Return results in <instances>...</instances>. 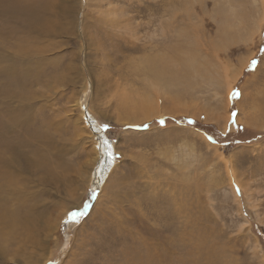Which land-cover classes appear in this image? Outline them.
Returning <instances> with one entry per match:
<instances>
[{
  "label": "rangeland",
  "instance_id": "1",
  "mask_svg": "<svg viewBox=\"0 0 264 264\" xmlns=\"http://www.w3.org/2000/svg\"><path fill=\"white\" fill-rule=\"evenodd\" d=\"M162 117L264 132V0H0V264H264V138Z\"/></svg>",
  "mask_w": 264,
  "mask_h": 264
},
{
  "label": "trees",
  "instance_id": "2",
  "mask_svg": "<svg viewBox=\"0 0 264 264\" xmlns=\"http://www.w3.org/2000/svg\"><path fill=\"white\" fill-rule=\"evenodd\" d=\"M256 63V60H255ZM255 63H252L251 69L254 67L253 65ZM245 75V72H244ZM235 105H232V112L235 110ZM172 123H179L188 125L190 127H193L202 133H204L210 141L220 144L222 147H226L228 150H232L235 147L243 144H253L260 139L264 138V132H258L256 130H253L249 127L244 126H238L237 131L232 132H222L220 129L216 127L215 124H204L198 121L197 119L189 118V117H162L154 119L150 122H147L142 128H150L152 126H159V127H167ZM112 128L113 133L117 134L123 127L118 125L110 126L109 129ZM254 230L260 236L263 238L264 241V235L261 233V231L258 229L256 224H253Z\"/></svg>",
  "mask_w": 264,
  "mask_h": 264
},
{
  "label": "snow or ice",
  "instance_id": "3",
  "mask_svg": "<svg viewBox=\"0 0 264 264\" xmlns=\"http://www.w3.org/2000/svg\"><path fill=\"white\" fill-rule=\"evenodd\" d=\"M253 63H255V61H253ZM232 95L235 96V95H237V93L234 92ZM76 215H77L76 213H72L73 217H75Z\"/></svg>",
  "mask_w": 264,
  "mask_h": 264
},
{
  "label": "bare ground",
  "instance_id": "4",
  "mask_svg": "<svg viewBox=\"0 0 264 264\" xmlns=\"http://www.w3.org/2000/svg\"><path fill=\"white\" fill-rule=\"evenodd\" d=\"M154 65H155V63H154ZM156 68V67H155ZM162 68V66L160 67V69ZM158 73V72H157ZM174 78V77H173ZM259 113V112H258ZM96 118V117H95Z\"/></svg>",
  "mask_w": 264,
  "mask_h": 264
}]
</instances>
